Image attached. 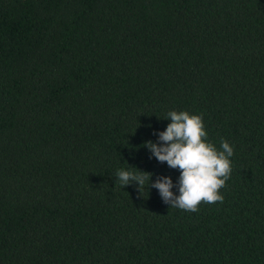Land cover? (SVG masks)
<instances>
[{
	"label": "trees",
	"instance_id": "obj_1",
	"mask_svg": "<svg viewBox=\"0 0 264 264\" xmlns=\"http://www.w3.org/2000/svg\"><path fill=\"white\" fill-rule=\"evenodd\" d=\"M169 111L233 147L189 212L120 169ZM0 264H264V0H0Z\"/></svg>",
	"mask_w": 264,
	"mask_h": 264
},
{
	"label": "clouds",
	"instance_id": "obj_2",
	"mask_svg": "<svg viewBox=\"0 0 264 264\" xmlns=\"http://www.w3.org/2000/svg\"><path fill=\"white\" fill-rule=\"evenodd\" d=\"M170 121L165 130L156 133L157 142L146 141L144 147L158 162H166L169 168L179 169V195L171 189L173 181L168 176H158L151 182L152 173L120 169L116 177L121 188L136 184L141 192L152 187L159 191L162 200L171 207L189 212L199 211L201 202L213 204L223 202L220 189L226 186L231 175L233 147L221 141L220 149L207 141L202 114H189L187 111H169Z\"/></svg>",
	"mask_w": 264,
	"mask_h": 264
}]
</instances>
